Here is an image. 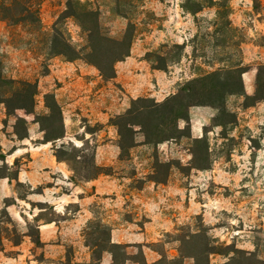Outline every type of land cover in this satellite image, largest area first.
<instances>
[{
    "label": "rangeland",
    "instance_id": "obj_1",
    "mask_svg": "<svg viewBox=\"0 0 264 264\" xmlns=\"http://www.w3.org/2000/svg\"><path fill=\"white\" fill-rule=\"evenodd\" d=\"M81 1L89 2L99 10L102 27L114 38H121L129 23L135 29L133 44L144 38L146 33L155 32L156 38L148 47L145 59L152 68L157 62L149 58L150 53H158L164 59L163 64L167 69L163 71H173L180 78L176 94L193 79L220 68L240 65L249 70L256 67L258 72L259 65L264 64V0ZM66 2L39 0L38 9L46 33H51L54 23L66 8ZM64 27L68 29L75 46L80 48L85 44L84 35L75 22L68 20ZM39 41V34L32 29L0 23L2 77L36 82L38 85L35 114L17 110L15 115H7L5 105L0 103L2 151L6 150L3 143L7 140L22 139L17 134L23 135L28 128L25 116L31 122H37L41 130L46 128L52 131L45 120L49 112L44 96L59 88L62 82L58 78L50 82L47 79L53 75L51 65H57L56 70L58 65L68 61L62 57L49 58ZM175 45H180L181 49H175ZM74 62L85 63L82 60ZM49 84L51 91L41 96ZM7 90L8 86L0 81V100ZM138 99L160 103L150 97H139L132 101ZM244 102L240 96L227 98V109L232 116L217 110L205 128L204 143H196L195 140L200 138H193L191 132L187 137L189 134L185 131L176 133V138L162 143H147L139 133L135 136V145L137 142L147 145L133 150V147H128L131 140L123 141L113 124L118 116L126 112L109 117L108 122H89L88 117H77L71 123L58 101L63 113L65 137L52 143L55 155L70 159V166L65 164L72 172L73 181L83 184L98 176L95 167L101 166L95 160L97 145L113 141L114 147L106 149L112 150L115 156L118 152L116 146L123 141L126 148L121 150L119 147L122 161L115 166L119 172L131 176L137 171H148V178L157 182H165L171 171L178 172L182 177L180 182L185 189V206L192 204L193 212L185 214L184 224L178 227V232L165 239L178 238L179 250L182 249L184 255L198 251L208 241L223 253L212 254L210 264L226 263L234 255L232 252L228 254L231 249L254 252L264 260V109L245 107ZM149 104L145 101L137 106ZM18 118L26 123L18 122ZM180 123L184 121L178 123L179 128L184 129L186 124L180 127ZM135 156L145 158V161L139 165L133 160ZM147 158L150 160L146 161ZM6 159H0V175L14 177L15 168L8 172ZM101 168L104 173L113 171V167ZM128 183L140 186L143 181ZM13 189L21 198L29 192V187L19 182H13ZM7 200L15 201L14 198ZM14 205H11L13 211L16 209ZM33 207L45 209L40 216L46 219L56 217L49 204H33ZM35 226V221L27 220V226L16 222L5 206H0V250H7L4 255L8 260L16 254L15 250H11L13 239L22 238L24 232H31ZM91 231L98 233L93 237L94 241L107 248L109 232L94 225ZM195 233H198L196 237H187ZM6 239L11 243L4 241ZM33 254L32 260L49 263L40 250L35 249ZM188 259L197 264L194 258ZM200 260L205 262L204 258ZM164 261L160 264H182L181 256L172 262ZM20 262L25 263L24 259Z\"/></svg>",
    "mask_w": 264,
    "mask_h": 264
},
{
    "label": "crops",
    "instance_id": "obj_2",
    "mask_svg": "<svg viewBox=\"0 0 264 264\" xmlns=\"http://www.w3.org/2000/svg\"><path fill=\"white\" fill-rule=\"evenodd\" d=\"M155 38L156 33L151 32L138 39L130 56L115 65L113 79H103L95 67L86 63H61L56 70L57 65H51L53 75L47 82L54 78L62 82L52 93L61 103L64 114L67 112L69 122H74L77 117H88L89 122H108L109 117L127 112L134 99L150 97L161 103L175 95L180 78L173 71L153 69L145 59ZM256 77V67L243 75L248 95L255 92ZM51 87L47 85L41 96L50 92ZM257 107L263 110L264 101L253 106ZM216 112L210 106L190 108L189 125L193 138L204 136L205 128ZM25 120L28 137L3 143L7 171L14 167L15 176L12 180L0 177V206H5L12 219L24 226H27V220L34 221L45 212L33 204L51 205L56 217L40 216L37 222L42 246H35L24 232L21 243L11 246L16 252L11 260L4 255L6 249L0 250V264H22V259L24 264H42L31 259L35 249L42 252L48 264H160L163 260L172 262L180 257V240L165 239L178 232V227L184 224L185 214L193 212L192 204L185 206V189L178 172L171 171L165 182L149 179L148 171L127 176L115 167L122 161L119 146L115 145L118 152L114 156L112 150L106 149L114 147L115 143L109 141L97 145L95 160L101 167H113V171L77 184L65 162L57 159L53 143L44 142L45 132L40 125L29 121L28 116ZM184 124L180 123V127ZM146 145L137 142L132 149ZM133 160L141 165L145 158L135 156ZM140 180L143 181L140 186L128 183ZM13 182L27 185L28 194L19 197ZM9 198L16 201L14 211L12 206L5 205ZM93 225L109 232L107 248L94 241L93 237L98 233H92ZM4 241L11 243L7 239ZM112 245L123 246L120 254L112 249ZM182 264H194V261L186 258Z\"/></svg>",
    "mask_w": 264,
    "mask_h": 264
},
{
    "label": "trees",
    "instance_id": "obj_3",
    "mask_svg": "<svg viewBox=\"0 0 264 264\" xmlns=\"http://www.w3.org/2000/svg\"><path fill=\"white\" fill-rule=\"evenodd\" d=\"M39 0H1L0 2V22L6 23L9 27L29 28L37 32L40 36L42 49L47 50L49 58L62 57L68 62L82 60L86 64L94 66L103 79L109 80L116 76L115 65L124 61L131 54L132 44L135 38V29L132 23L128 24L121 38H114L102 27L100 23V12L94 9L89 2L81 0H67L65 10L53 25L51 33H46L42 27L40 12L38 9ZM68 20H72L81 29L85 44L78 48L72 42V37L65 26ZM175 49L180 50V45H175ZM149 58H154L155 65L153 69L166 70L167 66L163 64L164 59L158 53H150ZM249 71L248 67L240 65H231L220 68L216 71L201 75L181 90L161 103L148 101L149 99H138L132 101V106L128 111L116 118L113 123L117 129L120 138L123 141H129L128 147L135 146V136L141 133L147 143H162L174 139L176 133L187 132L190 136V113L193 106H210L228 114L227 98L230 96H240L244 98V106L251 107L264 101V64L259 65L256 88L253 95H248L245 91L242 75ZM0 81L8 90L4 92V97L0 100L6 108L7 115H15L17 110H22L27 114H35L36 97L38 95V85L36 82L23 80L6 79L2 77L0 71ZM45 107L48 109V115L45 120L49 123L52 131L42 129L45 132L44 142H55L65 137L63 113L60 104L52 93L44 96ZM147 101L149 105L137 106L139 102ZM18 122L26 121L18 118ZM186 122L184 129L179 128V121ZM57 128V131L55 130ZM138 128V129H136ZM20 138L28 137V132L23 135L17 134ZM204 137L196 139V143H204ZM206 140V139H205ZM121 141L119 147L124 150L126 146ZM207 144V142H206ZM59 161L66 162L69 166L68 158L56 154ZM6 156L0 146V159L5 160ZM97 175L103 172V168L95 167ZM74 170V169H73ZM0 177H14L0 175ZM15 201H6L7 206L14 205ZM40 215L35 217L36 226L31 228L29 236L35 246H42L39 239V229L37 222ZM198 233L187 235L188 238L196 237ZM186 237V238H187ZM22 238L13 239L15 245H19ZM122 245H112V249L120 254ZM227 249V247H226ZM227 252V251H226ZM234 255L224 264H264V260L259 258L254 252H246L237 249H231L228 254ZM183 263L184 258H194L197 264H210L212 254H223L205 241L202 247L188 255L179 250ZM200 258H204L202 263ZM116 259V256H115ZM165 262L164 260L161 263Z\"/></svg>",
    "mask_w": 264,
    "mask_h": 264
}]
</instances>
